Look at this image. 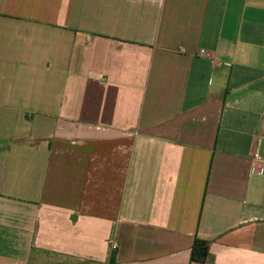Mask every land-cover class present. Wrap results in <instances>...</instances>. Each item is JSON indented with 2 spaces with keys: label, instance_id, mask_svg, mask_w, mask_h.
Segmentation results:
<instances>
[{
  "label": "crops",
  "instance_id": "0c3cea01",
  "mask_svg": "<svg viewBox=\"0 0 264 264\" xmlns=\"http://www.w3.org/2000/svg\"><path fill=\"white\" fill-rule=\"evenodd\" d=\"M0 264H264V0H0Z\"/></svg>",
  "mask_w": 264,
  "mask_h": 264
},
{
  "label": "trees",
  "instance_id": "16d2710c",
  "mask_svg": "<svg viewBox=\"0 0 264 264\" xmlns=\"http://www.w3.org/2000/svg\"><path fill=\"white\" fill-rule=\"evenodd\" d=\"M209 257L208 243L199 239H196L192 247L191 259L194 262H205Z\"/></svg>",
  "mask_w": 264,
  "mask_h": 264
},
{
  "label": "built area",
  "instance_id": "2783aa9c",
  "mask_svg": "<svg viewBox=\"0 0 264 264\" xmlns=\"http://www.w3.org/2000/svg\"><path fill=\"white\" fill-rule=\"evenodd\" d=\"M202 53H203V51H202ZM253 158H254V161H255V162H261V158H260V155H259L258 153H254ZM252 172H253V173H259V174H262L263 171H262V170H261V171H258V170H256V169H254Z\"/></svg>",
  "mask_w": 264,
  "mask_h": 264
}]
</instances>
